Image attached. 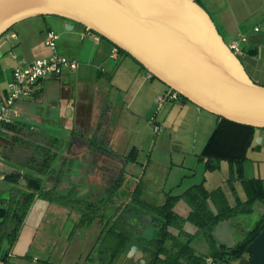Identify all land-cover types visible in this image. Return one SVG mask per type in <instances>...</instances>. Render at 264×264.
I'll return each instance as SVG.
<instances>
[{"label": "crops", "instance_id": "1", "mask_svg": "<svg viewBox=\"0 0 264 264\" xmlns=\"http://www.w3.org/2000/svg\"><path fill=\"white\" fill-rule=\"evenodd\" d=\"M197 1L210 15L224 41L228 45L233 42L239 43L238 56L247 73L256 83L264 86V0ZM65 22L66 20L56 17H33L17 23L6 37L0 38V102L6 96L7 82L11 78L13 69L24 67L37 58L50 55V49L46 46L44 39L46 33L53 30L58 36V52L76 59L78 66L72 72L65 71L59 77L40 82L30 97L19 100L16 104L19 111L17 122L34 131V138H37L36 136L42 138L36 141L50 142L51 144L46 145L52 152H56V157L59 153L58 145L64 150L71 145L69 143L77 142L78 147L76 146L75 149L78 151L74 153L77 156L91 150L102 159L119 162L136 159L135 146L131 148L128 157L124 156L126 160H123L117 149L113 147L112 138L119 124L114 120L113 111L107 104L99 113L101 104L98 101L101 102L103 95L106 100L111 95H116V98L124 101L128 114L141 118L143 111H152L154 107L159 106L157 97L167 92L168 87L162 82L165 89L159 83L148 81L146 79L148 72L131 57L121 52L114 56L112 53L114 46L104 39L96 40L94 33L86 31L77 24L70 29H65ZM242 37L244 40H241ZM152 79L154 77H150V80ZM38 106L40 109L37 108ZM30 109L35 111L38 109V112L30 114L27 112ZM151 119L156 124H163L166 127L174 128L178 125L182 131L193 127L194 141L198 140L201 132L202 140L206 139V142L200 157L206 167L215 168L218 162L211 157L203 158L204 153L215 155L217 159L227 157L234 168L236 167V178L244 188V182L249 180L264 184V129L250 130L230 125L186 100L180 103L162 102L160 108L153 112ZM211 129L212 132L207 136ZM9 132L5 128L0 131L1 144L5 145L4 137ZM254 139L256 142L252 146ZM54 142L57 146L52 144ZM8 147L13 146L9 144ZM249 147L256 149L252 150L262 155V159L259 160L261 163L256 165L246 155ZM72 148H74L73 145L68 149ZM13 149L15 150L14 147L11 150ZM64 154L67 156L65 151ZM207 159H210L214 166H208ZM240 162L241 171H239ZM3 164L10 167V170L2 169ZM20 169L30 171L22 164H15L13 160H9L4 147L0 163V180L6 179L4 177L7 173L20 171ZM122 173L117 169V178L114 181L116 187L121 183ZM19 181L21 179H18ZM59 181L55 180L56 183ZM180 182L183 185V181ZM194 186H201L208 190L202 182L189 183L183 192L176 194H172L174 186H170L165 196L166 198L168 195L180 196L179 199L184 200L182 198L184 193ZM5 206V198L0 197V207ZM153 232L154 237L157 233L155 230ZM115 236L113 233L109 234L104 244L105 250H113ZM233 236L235 239L234 233ZM215 244L219 245L216 241ZM208 246L207 252L203 254L205 256L211 251L212 246L209 241ZM238 261L235 264H238Z\"/></svg>", "mask_w": 264, "mask_h": 264}, {"label": "rangeland", "instance_id": "2", "mask_svg": "<svg viewBox=\"0 0 264 264\" xmlns=\"http://www.w3.org/2000/svg\"><path fill=\"white\" fill-rule=\"evenodd\" d=\"M16 26L17 24L14 27ZM146 79L159 83L165 89L156 78L150 80L146 75ZM104 100L106 99L103 95L101 102L98 101L101 104L99 113L107 104L113 111L114 120L119 124L117 129L115 127L116 131L112 138L113 147L117 149L123 160H126L124 156L128 157L131 148L135 146L136 159H129L125 161L126 163L115 160L116 168L123 172V178L117 187L107 188L106 184L99 186L85 183L82 187L74 186L70 191L64 188L70 185L68 179L64 182L62 172L59 171L65 149L62 150L63 148L58 145L59 153L52 163V170L43 177L44 194H36L33 198L15 240L12 243L8 239L2 241V250L9 249L8 264H138L137 260L129 255L132 246L129 250V246L124 247L118 254L105 250L107 237L121 226L124 229L130 227L129 229L134 233H141L144 239L153 237L154 232L148 226V219L154 215V212L145 202L162 205L166 202L165 192L170 186H174L171 192L176 194L183 192L189 183L202 182L208 190L220 187L226 195L228 204L236 207V210L239 209V212L233 216L234 223L244 230L254 226L260 215L264 213V202L255 199L249 205V211L242 210L248 194L236 178V167L234 168L227 157L217 159L215 155L204 153L203 158L211 157L218 162L215 168L206 167L200 157L206 142V139L202 140L201 132L198 140L194 141L193 127L182 131L178 125L172 128L159 124V130H155L156 123L151 116L160 108L159 102V106L154 107L152 111H143L142 117L138 118L127 113L124 101L116 98V95H111L106 102ZM38 109L36 111L30 109L27 112L36 113ZM100 117L101 114L99 119ZM211 132L212 129L208 131L207 136ZM36 137L34 138L26 129L17 133L10 131L4 137L5 145L0 142V157L2 158L5 147L6 157L9 160H13L15 164L23 163L24 156L38 142L36 139H42ZM255 142L254 139L252 146ZM9 144L15 150H10ZM252 149L247 148L246 155L257 165L261 163L259 160L262 159V155L253 151L256 149ZM64 158L66 159V156ZM104 161L106 162V159H103ZM108 161L114 163L112 159H107ZM2 169L10 170V167L4 165ZM20 172L27 171L20 169ZM57 179L60 180L58 183L55 182ZM180 181H183V185ZM12 183L8 179L0 180L1 198L6 199L9 196L8 189ZM49 189L51 192L45 194ZM96 193L98 196L94 206L83 203L93 201L92 198ZM127 208L131 209L130 215L124 212ZM172 210L185 218L189 214L190 205L185 200L179 199L173 202ZM183 228L194 233L190 238V245L194 251L197 254L207 252L209 246L206 233L203 230L196 231V226L188 219L184 220ZM170 229L175 231L173 228ZM112 253L113 259L108 261ZM143 256L147 259L149 254L146 252L141 258ZM243 257L247 259L248 254ZM240 261L237 263L240 264ZM235 263L236 261L231 262V264Z\"/></svg>", "mask_w": 264, "mask_h": 264}, {"label": "water", "instance_id": "3", "mask_svg": "<svg viewBox=\"0 0 264 264\" xmlns=\"http://www.w3.org/2000/svg\"><path fill=\"white\" fill-rule=\"evenodd\" d=\"M42 15L65 18V29L77 24L108 40L199 108L264 129V86L249 76L197 0H0V38L15 24ZM79 176L82 182L84 171ZM234 231L232 220L223 219L212 236L231 248ZM246 254L241 264H264V229ZM141 255L137 251L135 257L143 263Z\"/></svg>", "mask_w": 264, "mask_h": 264}, {"label": "trees", "instance_id": "4", "mask_svg": "<svg viewBox=\"0 0 264 264\" xmlns=\"http://www.w3.org/2000/svg\"><path fill=\"white\" fill-rule=\"evenodd\" d=\"M38 17H56L66 20L58 16L42 15ZM14 26H12L11 29ZM105 41L110 43L108 40ZM110 44L113 45L112 43ZM117 49L118 52L129 56L118 47ZM133 60L144 69L135 59ZM182 100L186 99L182 98ZM216 117L230 125L250 130L258 129L253 126L232 122L219 116ZM4 128L15 133L20 132L24 128L32 135L35 133L30 128L26 127L24 124L21 125L17 121L13 124L6 125ZM46 144L49 145L51 143L48 141L36 143L27 155L24 156V161L20 164L30 170L29 172L21 173L20 171H13L7 173L4 177L11 180L13 183L9 188V196L5 199L6 206L0 207V264H8L7 259L9 258V249L2 250V241L8 239L9 242L12 243L15 240L33 198L36 194H44L43 177L51 172V166L56 157V153L52 152L50 147ZM52 144L56 145V142ZM12 148L13 147H9L10 150ZM206 162L208 166H214L210 159H207ZM239 164V171H241V162ZM21 177H24L25 184L18 182V178ZM244 185L248 194V199L244 201L245 207L242 210L249 211V205L253 200L258 199L264 202V184L260 181L249 180L245 181ZM49 192H51V189L45 194H49ZM179 198L180 196L168 195L166 202L162 205H147L148 208L154 212L152 223H150L149 226L151 230L157 231V235L147 239H144L143 236L137 240L142 246L144 253L147 252L149 254L145 264L204 263V258L206 256L197 254L190 245V238L194 233L184 230L183 222L185 219H188L196 226V231L203 230L206 233L207 239L212 246L207 256H212L220 264H230L231 262L240 260L243 254L246 253V246L248 243L264 229V213H262L254 226L244 233L245 237L243 239L238 241L231 248H223L220 250L216 246L212 236L213 228L219 221L233 218V216L239 212V209L236 210V207H232L228 204L226 195L220 188L208 191L201 186H194L188 189L182 196L190 205L189 214L187 217L183 218L172 210L173 202ZM170 228L175 229V231ZM113 234L116 235L113 238L115 242L112 250L115 254H118L124 247L134 242V240H130L127 232L121 227H117L116 231H113ZM113 253L110 255L108 261L113 259Z\"/></svg>", "mask_w": 264, "mask_h": 264}, {"label": "built area", "instance_id": "5", "mask_svg": "<svg viewBox=\"0 0 264 264\" xmlns=\"http://www.w3.org/2000/svg\"><path fill=\"white\" fill-rule=\"evenodd\" d=\"M257 30V28H255ZM101 37L95 34V39ZM58 36L53 30L46 33L44 42L50 49V55L47 57L37 58L24 67L13 69L11 78L7 82V93L2 102H0V131L6 126L13 124L19 118V111L16 108V103L19 100L26 99L32 95L35 87L40 82L52 77H59L65 71H74L78 62L76 59L64 56L57 50ZM241 40H244L242 37ZM229 48L235 55L239 54L240 48L238 42H233ZM113 55L118 53L117 47H113ZM148 77L151 74L148 73ZM157 100L162 103L165 101L180 103L181 96L172 90H168L157 97ZM159 125L155 124L154 129L159 130ZM2 158L0 157V163ZM203 264H220L212 256H206ZM229 264V263H223Z\"/></svg>", "mask_w": 264, "mask_h": 264}, {"label": "flooded vegetation", "instance_id": "6", "mask_svg": "<svg viewBox=\"0 0 264 264\" xmlns=\"http://www.w3.org/2000/svg\"><path fill=\"white\" fill-rule=\"evenodd\" d=\"M69 144H71V145H69V147H72V145H73V147H76V146L78 147L77 142L69 143ZM56 146H57V144H56ZM69 147H66V149H65V153L67 156H66V159L62 158V166L59 168V171L62 172V176L65 179H68V182L70 184V185L64 186V188H67L68 190L71 191L74 188V186L82 187V186H84L85 183L92 184V185L96 184L99 186H101L102 184H106L107 188L108 187L111 188V187L115 186L114 181L117 178L116 176H117V169H118V168H116L115 161H114V163H109V161L107 162V159H106V162L105 161L103 162V159L100 158L99 156H96L91 150H88L84 153H80L77 156L76 154H74V153H76L74 151L75 148L68 149ZM90 147H91V145H90ZM82 160H84L87 167L81 166ZM83 171H84L83 177L85 178V180L83 179V181L81 182V178L79 176V173L83 172ZM57 180H59V179H57ZM97 196H98V193H96L95 196L92 198L93 201H87V203L86 202H83V203H85L87 206L88 205L94 206L95 201L97 200L96 199ZM78 201H80V200L78 199ZM124 212H125V214L130 215L131 209L127 208V209H125ZM153 217H154V215L148 219V226L150 223H152ZM230 219L232 220V223L235 226L234 235H235V233H237V236H235L236 237L235 242L233 244V246H234L238 241H240L241 239H243L245 237L244 233L249 229L244 230L238 224L234 223L233 218H230ZM121 228H122V226H121ZM129 228L130 227H128L126 229H124V228H122V229H124L127 232L130 240H134V242L131 243L128 247V250L130 249L131 246L136 247V250L131 257H132V259L137 260L138 264H145L146 258H144V256L142 258L143 263L140 262L139 258L135 257L137 251H141V253L144 255V251L142 249V246L140 245L141 248H139L140 247V246H138L139 242L137 241L138 238H141L143 236L141 235V233H138V232L134 233V231L130 230ZM217 247L220 250L223 248H226V247L221 246V245H218ZM245 254H243V256ZM243 256L240 260L245 259ZM240 264H241V262H240Z\"/></svg>", "mask_w": 264, "mask_h": 264}]
</instances>
